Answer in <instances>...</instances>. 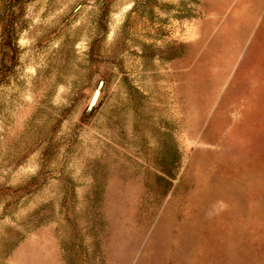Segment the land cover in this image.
Masks as SVG:
<instances>
[{
  "label": "rangeland",
  "instance_id": "374dc122",
  "mask_svg": "<svg viewBox=\"0 0 264 264\" xmlns=\"http://www.w3.org/2000/svg\"><path fill=\"white\" fill-rule=\"evenodd\" d=\"M0 264H264V0H0Z\"/></svg>",
  "mask_w": 264,
  "mask_h": 264
},
{
  "label": "water",
  "instance_id": "95a60500",
  "mask_svg": "<svg viewBox=\"0 0 264 264\" xmlns=\"http://www.w3.org/2000/svg\"><path fill=\"white\" fill-rule=\"evenodd\" d=\"M98 96H99V91L97 90V91H95V93H94V95H93V97H92V100H91V102H90V106H93V105L95 104V102H96L97 99H98Z\"/></svg>",
  "mask_w": 264,
  "mask_h": 264
}]
</instances>
